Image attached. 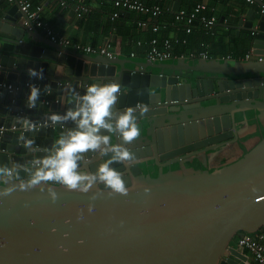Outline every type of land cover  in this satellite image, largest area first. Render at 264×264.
I'll return each instance as SVG.
<instances>
[{"label": "water", "instance_id": "1", "mask_svg": "<svg viewBox=\"0 0 264 264\" xmlns=\"http://www.w3.org/2000/svg\"><path fill=\"white\" fill-rule=\"evenodd\" d=\"M6 2L0 0V125L50 121L74 108L87 86L111 81L121 85L117 111L137 104L148 111L137 113L141 135L127 145L136 162L113 165L126 185L135 180L127 196L49 183L55 202L46 188L0 197V264H246L232 241L264 228V136L240 139L264 132V62L167 65L94 56L29 29L19 5ZM248 27L254 52L263 54L264 15L259 27ZM29 68L42 69L44 78L31 79ZM33 84L40 96L30 108ZM73 127L0 131V165L31 167L46 153L24 148V139L51 149ZM112 142L123 143L116 134ZM196 160L200 168L190 166ZM102 162L89 153L86 168L94 172Z\"/></svg>", "mask_w": 264, "mask_h": 264}, {"label": "clouds", "instance_id": "2", "mask_svg": "<svg viewBox=\"0 0 264 264\" xmlns=\"http://www.w3.org/2000/svg\"><path fill=\"white\" fill-rule=\"evenodd\" d=\"M28 76L42 80L43 70L29 68ZM120 88L121 85L115 81L91 84L86 87L83 95H75L74 108L68 109L62 115H50L47 119L53 125L64 126L70 121L75 127L67 128L51 149L34 148V140L24 139V148L31 152L44 151L46 154L34 158L30 162L31 167L19 162L0 165V185H3L0 186V189H3L0 191V197H6L16 190L31 191L39 188L43 192L46 188L55 202L56 188L49 187V183L59 184L60 188L67 191L84 194L95 187L97 193L107 191L110 196H127L135 187V180L128 179L130 183L126 185L125 173L113 165L132 167L136 162V157L127 145H131L140 137L137 113L147 112L148 107L137 104L117 111ZM39 96L40 89L34 84L30 85V92L26 97L27 107H35ZM17 122L22 123L27 130H33L35 127L27 118H17ZM112 134H116L123 143H113ZM89 153L103 161L94 172L86 168ZM21 172L25 174L24 177H21ZM17 180L20 182L17 183ZM144 191L147 193L149 189L145 188ZM95 198L93 195L92 199ZM87 210L89 213L95 212L91 204ZM77 219H85L82 210Z\"/></svg>", "mask_w": 264, "mask_h": 264}, {"label": "crops", "instance_id": "3", "mask_svg": "<svg viewBox=\"0 0 264 264\" xmlns=\"http://www.w3.org/2000/svg\"><path fill=\"white\" fill-rule=\"evenodd\" d=\"M30 1L34 6L43 7V20L47 21L58 35L71 40L72 43L121 48L123 53L118 55L121 59L148 62L145 53L148 47L146 42L152 36H157L160 47H163L164 40H172L171 52L174 54L168 60L155 62L159 64H195L202 59L190 57L189 54L200 50L208 52L210 59L207 60L219 63L258 61L259 54L254 52L253 44L255 33L249 30L248 24L252 22L254 26H260L264 15L261 11L264 9V0H254L252 4L245 0H142L147 5L157 4L172 9L170 13L162 14L157 19H153L148 13L127 10H120L119 16L113 19L112 12L116 8L110 0H77V3H85L90 8V12L81 17L77 16L76 3L68 2L67 5H61L60 0ZM200 3L214 10L216 23L211 27L196 23L192 32L188 34L184 22L181 24L174 22V13L179 10L190 11ZM142 19L150 20L151 23L159 22L161 25L159 32L154 33L151 29L140 28L138 21ZM44 31L42 28L38 29L39 34L42 33V36L50 39ZM32 39L38 42L36 38ZM176 39L179 41H175ZM139 42L142 43L138 44ZM251 51L254 54L251 59H247L246 55ZM130 52H135L136 55L131 57ZM148 69L159 72V68ZM152 175H156V170ZM238 249L247 256L246 264L250 263L251 253L239 246Z\"/></svg>", "mask_w": 264, "mask_h": 264}, {"label": "built area", "instance_id": "4", "mask_svg": "<svg viewBox=\"0 0 264 264\" xmlns=\"http://www.w3.org/2000/svg\"><path fill=\"white\" fill-rule=\"evenodd\" d=\"M8 3H17L19 5L20 11L23 13L25 17V26L29 29L34 28H42L45 30L47 36L53 42H60L61 44L72 47L76 51L84 52L91 55H101L107 57L118 56L122 54L121 48H112L109 46H92V45H84L81 43H72L71 40L64 38L50 27V24L43 20L42 18V6H34L30 0H6ZM113 2L116 10L112 12V18L115 19L119 16L120 10L127 11H138L143 13H148L153 17V19H157L160 15L165 13H170L172 9L170 7L163 8L160 5H147L142 0H110ZM246 2L252 4L254 0H245ZM68 2L76 3L77 16L81 17L83 14L89 13L90 8L85 3H77V0H60L61 5H67ZM213 9L210 8L206 4H197L192 10H179L174 13V22L175 23H185V31L190 34L193 30L194 24H199L204 27L214 26L216 23V16L213 14ZM264 12V9L261 10ZM138 26L142 29H151L152 32L157 33L160 30V23H151L150 20L142 19L138 21ZM175 41H179L176 39ZM186 42V39L183 40ZM139 42L138 44H141ZM148 47L146 49V57L150 62H163L168 60L174 56L171 52L172 48V40H164L163 47L159 46V39L157 36H152L148 42ZM254 53L251 51L246 55L247 59H251ZM131 57H134L135 52H130ZM190 57H198L200 59H210V56L206 50H200L196 53L191 52ZM259 62H264V54H259L257 56ZM10 90L11 86H8ZM45 105L50 104V100H46ZM35 127H49L54 126L51 121H37L36 123L32 122ZM34 127V128H35ZM5 130H22L26 131V127L23 124L17 125L16 123L11 124L9 127L5 125H0V131L3 132ZM236 242L240 248L246 249L251 253L252 259L250 263L247 264H264V228L259 230L256 233H248L242 237H238Z\"/></svg>", "mask_w": 264, "mask_h": 264}, {"label": "rangeland", "instance_id": "5", "mask_svg": "<svg viewBox=\"0 0 264 264\" xmlns=\"http://www.w3.org/2000/svg\"><path fill=\"white\" fill-rule=\"evenodd\" d=\"M240 116H241V115H240ZM249 116H250V115H249ZM251 117H252V116H251ZM254 136H261L260 131L249 133L248 135L244 136V137L241 138L240 140H244V141H245V140H247V139H251V138L254 137ZM243 151H245L244 154L247 152V150H246L244 147H243ZM189 164H190V166L200 168V164H199V162H198L197 160L194 161V162H190ZM149 169L152 170L153 167L150 166ZM236 239H237V238H234V240L232 241V244H233L234 246L238 247V244H237V242H236Z\"/></svg>", "mask_w": 264, "mask_h": 264}, {"label": "trees", "instance_id": "6", "mask_svg": "<svg viewBox=\"0 0 264 264\" xmlns=\"http://www.w3.org/2000/svg\"><path fill=\"white\" fill-rule=\"evenodd\" d=\"M261 135L264 136V132H262Z\"/></svg>", "mask_w": 264, "mask_h": 264}, {"label": "flooded vegetation", "instance_id": "7", "mask_svg": "<svg viewBox=\"0 0 264 264\" xmlns=\"http://www.w3.org/2000/svg\"><path fill=\"white\" fill-rule=\"evenodd\" d=\"M196 168H198V167H196Z\"/></svg>", "mask_w": 264, "mask_h": 264}]
</instances>
